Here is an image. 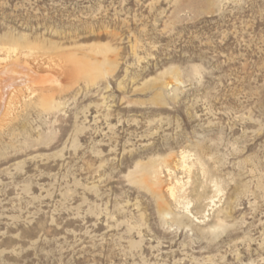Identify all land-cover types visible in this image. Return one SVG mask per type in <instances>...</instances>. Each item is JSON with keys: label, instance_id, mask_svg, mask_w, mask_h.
<instances>
[{"label": "rangeland", "instance_id": "374dc122", "mask_svg": "<svg viewBox=\"0 0 264 264\" xmlns=\"http://www.w3.org/2000/svg\"><path fill=\"white\" fill-rule=\"evenodd\" d=\"M13 46L57 107L0 121V264H264V0H0Z\"/></svg>", "mask_w": 264, "mask_h": 264}, {"label": "bare ground", "instance_id": "6f19581e", "mask_svg": "<svg viewBox=\"0 0 264 264\" xmlns=\"http://www.w3.org/2000/svg\"><path fill=\"white\" fill-rule=\"evenodd\" d=\"M4 51L6 52L5 56L2 58L0 57V121L4 116H7L9 112H10L9 113L10 115L13 109L16 108L18 105H20L21 103L24 107L27 106L29 101L31 103L37 102L39 103V105L45 108L48 106H49L48 107L49 109L51 107L56 108L57 104L55 103V100H53L50 96H46L47 93L45 96H42L39 94L40 91H43V92L52 91L51 89L52 87L50 88V86H52L51 84H53V82L49 79H45V77L44 78L41 77L39 72H37V70H35L34 67H32V65L29 64V62H27L26 60L22 61L20 56L23 55L25 57L27 54L21 53L18 47L13 46V47L0 48V52L3 53ZM26 57H28V55ZM74 60L71 58L65 62H67L66 64L70 65V69H72L73 71H80V65L78 64L76 60L75 61ZM192 157L193 156H191L190 154L182 153L180 167L185 172L188 171L190 173L192 169L196 166V163H198L199 161V160H196L195 162V160H193ZM199 166H202V165H199ZM204 172L205 171H203V174ZM159 173L160 172H158V174ZM158 177L159 176H157V178ZM190 179L187 181V183H184L183 181H177L173 185L170 184V186L167 188V193L169 194L172 200L177 202L179 205L183 206L187 214L192 216V209L194 207V203L191 201V199L190 200L188 199L187 188H186V186L191 183L190 181H192V179L191 180ZM154 180H157V179H154ZM216 193H220V189L218 187H216ZM214 197L212 196L210 200L211 206L208 205L207 207H213L215 205ZM201 199H202V195L199 194L197 201H200ZM209 211L210 210L208 211L205 210V213L203 211L204 213L203 218L206 219L209 216L208 214ZM192 217L196 219L195 218L196 216L194 217L193 215Z\"/></svg>", "mask_w": 264, "mask_h": 264}]
</instances>
